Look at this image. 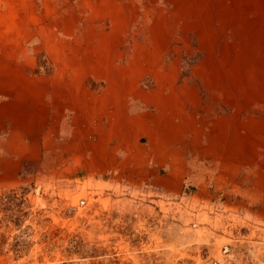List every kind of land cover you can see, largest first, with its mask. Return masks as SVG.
<instances>
[{"label":"rangeland","instance_id":"rangeland-1","mask_svg":"<svg viewBox=\"0 0 264 264\" xmlns=\"http://www.w3.org/2000/svg\"><path fill=\"white\" fill-rule=\"evenodd\" d=\"M102 78L264 142V0H0V100ZM199 166L161 170L169 192L141 171L31 168L0 192V264H264L246 169Z\"/></svg>","mask_w":264,"mask_h":264},{"label":"crops","instance_id":"crops-1","mask_svg":"<svg viewBox=\"0 0 264 264\" xmlns=\"http://www.w3.org/2000/svg\"><path fill=\"white\" fill-rule=\"evenodd\" d=\"M100 81L99 89L91 91L87 82L57 88L47 80L37 97L0 100V192L24 183L31 168L67 165H79L87 175L117 169L127 179L141 171L169 192L161 170L201 164L246 169L251 184L247 195L264 197V189L259 190L264 181L262 140L238 148L236 124H218L214 114L200 119L196 108L150 97V90L130 96L122 82ZM95 145L102 146L103 155L94 156Z\"/></svg>","mask_w":264,"mask_h":264}]
</instances>
